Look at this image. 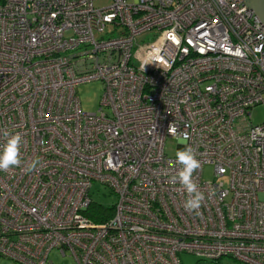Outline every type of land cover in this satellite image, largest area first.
<instances>
[{
	"label": "built area",
	"instance_id": "2783aa9c",
	"mask_svg": "<svg viewBox=\"0 0 264 264\" xmlns=\"http://www.w3.org/2000/svg\"><path fill=\"white\" fill-rule=\"evenodd\" d=\"M96 1L0 5V130L23 137L0 171V263L264 264V24L247 0ZM91 82L95 113L77 96ZM169 139L201 163L197 213ZM94 183L116 198L99 224Z\"/></svg>",
	"mask_w": 264,
	"mask_h": 264
},
{
	"label": "rangeland",
	"instance_id": "374dc122",
	"mask_svg": "<svg viewBox=\"0 0 264 264\" xmlns=\"http://www.w3.org/2000/svg\"><path fill=\"white\" fill-rule=\"evenodd\" d=\"M111 4V0H99L95 2L96 8H102ZM107 31H110V28H107ZM151 36H144L138 40L140 44L147 43L152 41ZM104 85L102 82H91L87 84H82L77 87V96L80 100L81 109L84 112L95 113L98 111L100 100L103 94ZM252 124H259L264 122V109L258 107L251 111ZM176 141L167 140L165 144V153L169 156H175L176 153ZM203 178L205 182L211 181L212 177V168L206 166L204 168ZM90 198L94 204L98 206H103L105 208H112L116 202V198L111 195L110 191L107 188L102 187L98 183H94L90 190ZM261 199H264V195H260ZM50 260L53 264L60 263V259L53 254L50 257ZM181 264H237L235 261L229 258H222L217 262H201L199 258L189 255V254H180ZM0 264H11L6 261H1Z\"/></svg>",
	"mask_w": 264,
	"mask_h": 264
},
{
	"label": "clouds",
	"instance_id": "9594fccd",
	"mask_svg": "<svg viewBox=\"0 0 264 264\" xmlns=\"http://www.w3.org/2000/svg\"><path fill=\"white\" fill-rule=\"evenodd\" d=\"M0 136L3 137L4 141L0 145V171H9L20 167L22 164V135L19 132L12 133L7 130H0ZM196 157V150L191 146L178 150L175 153L174 165L179 167L171 178V182H178L187 194L183 207L192 213H197L205 200L203 191L200 190L197 181L194 179V173L201 168V163ZM38 164L39 161H33L29 165V170L35 169Z\"/></svg>",
	"mask_w": 264,
	"mask_h": 264
},
{
	"label": "trees",
	"instance_id": "16d2710c",
	"mask_svg": "<svg viewBox=\"0 0 264 264\" xmlns=\"http://www.w3.org/2000/svg\"><path fill=\"white\" fill-rule=\"evenodd\" d=\"M4 2L5 0H0V5ZM111 211L112 208H103L93 203L86 211V216H88L93 223L99 224L111 217Z\"/></svg>",
	"mask_w": 264,
	"mask_h": 264
},
{
	"label": "water",
	"instance_id": "95a60500",
	"mask_svg": "<svg viewBox=\"0 0 264 264\" xmlns=\"http://www.w3.org/2000/svg\"><path fill=\"white\" fill-rule=\"evenodd\" d=\"M248 7L253 10L264 24V0H247Z\"/></svg>",
	"mask_w": 264,
	"mask_h": 264
}]
</instances>
